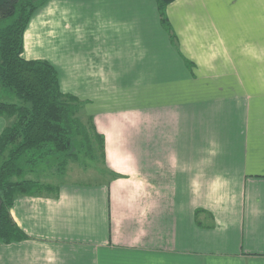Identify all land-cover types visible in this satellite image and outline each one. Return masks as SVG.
<instances>
[{
	"label": "crops",
	"instance_id": "crops-1",
	"mask_svg": "<svg viewBox=\"0 0 264 264\" xmlns=\"http://www.w3.org/2000/svg\"><path fill=\"white\" fill-rule=\"evenodd\" d=\"M166 15L173 41L154 0L32 15L22 57L85 102L103 166L93 183L30 172L56 190L14 198L27 237L0 242V264H264V0H174Z\"/></svg>",
	"mask_w": 264,
	"mask_h": 264
},
{
	"label": "trees",
	"instance_id": "trees-1",
	"mask_svg": "<svg viewBox=\"0 0 264 264\" xmlns=\"http://www.w3.org/2000/svg\"><path fill=\"white\" fill-rule=\"evenodd\" d=\"M46 1L0 0V92L11 93L17 99L8 102L0 95V116L11 119L0 133V242L3 243L27 237L10 214L14 198L19 194L32 196L56 190L51 183L28 178L40 162L53 157L61 159V165L65 166L68 160L77 157L73 151L75 144L79 148L86 144L91 158L97 157L96 151L99 160L104 156V137L97 132L93 118L85 115V102L61 91L58 72L50 62L22 57L24 31L32 15ZM173 1L154 0L159 22L172 41L166 7Z\"/></svg>",
	"mask_w": 264,
	"mask_h": 264
},
{
	"label": "rangeland",
	"instance_id": "rangeland-1",
	"mask_svg": "<svg viewBox=\"0 0 264 264\" xmlns=\"http://www.w3.org/2000/svg\"><path fill=\"white\" fill-rule=\"evenodd\" d=\"M190 64V65H188ZM192 66L191 62L185 61V67ZM195 68V67H194ZM5 92V91H4ZM3 91L0 92L1 97L3 100L8 102H17L16 97L11 93H4ZM149 100L157 99L160 93L150 92L148 93ZM167 94V93H166ZM135 109L130 111V115L139 116V111H134ZM78 143V142H76ZM76 153L77 157L75 159H70L64 165H61V159H55L53 157L48 158L42 162H40L36 168L35 175H31V177H37L40 179H45L43 176H48L47 179L51 181V183L57 184V182L61 179L63 180H77L82 183H93L99 180V170L101 169L102 162L99 160L98 152L96 151L97 156L96 158H91L89 156V150L87 149L86 144L83 148H79V144L76 145L73 149ZM59 160V161H58ZM60 163V164H59ZM64 166V167H63ZM62 171L65 173L61 174ZM101 171V170H100ZM29 175V174H28ZM63 175V178L60 177Z\"/></svg>",
	"mask_w": 264,
	"mask_h": 264
}]
</instances>
